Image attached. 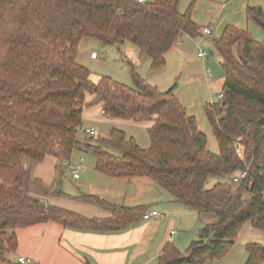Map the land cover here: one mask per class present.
<instances>
[{
	"label": "trees",
	"instance_id": "1",
	"mask_svg": "<svg viewBox=\"0 0 264 264\" xmlns=\"http://www.w3.org/2000/svg\"><path fill=\"white\" fill-rule=\"evenodd\" d=\"M180 3L0 0V264H10L21 228L53 222L110 235L143 220L144 206H116L98 197L97 205L111 212L107 219H88L46 205L39 192L58 193L53 187L46 191L42 181L33 178L32 168L26 167L24 160L32 165L48 157L60 164L71 160L80 148L84 111L98 104L105 117L152 123L147 129L149 149L114 128L107 138L92 135L95 144L86 147L96 159L98 173L150 180L188 211L214 219L201 228L199 240L185 254L168 243L157 264H215L229 256L245 224L264 232V41L234 27L213 41L225 73L224 99L206 105L204 113L218 154L208 150L197 119L177 100L178 85L161 92L135 67L131 68L134 88L109 76L94 82L79 62L82 42L91 37L117 48L133 44L141 59L151 60L150 71H162L166 54L179 38L202 36L193 21L195 0L184 13ZM247 16L264 33V9L249 8ZM241 152L244 159L238 157ZM243 172L246 178L235 184ZM212 176L226 181L209 190L206 185ZM245 249L246 264L264 263L263 245L248 244Z\"/></svg>",
	"mask_w": 264,
	"mask_h": 264
},
{
	"label": "crops",
	"instance_id": "2",
	"mask_svg": "<svg viewBox=\"0 0 264 264\" xmlns=\"http://www.w3.org/2000/svg\"><path fill=\"white\" fill-rule=\"evenodd\" d=\"M252 7L264 9V0H197L193 21L202 30L207 27L212 29V36L205 37L202 35L203 40H208L209 37L212 41L220 39L227 27H234L247 31L256 41L263 42L264 33L247 16L248 9ZM180 40L181 44L175 45L166 54V66L164 69L160 72H150L152 75L153 73L161 74L166 87L162 88L159 85V79L156 80V83L152 80H145L149 85L158 88L161 92L171 89L175 84L178 85L175 92L177 100L187 109L191 117L197 119L198 125L201 123L203 125L205 123L203 117V114H205L204 107L210 103L218 102L219 99L216 101L212 97L218 93L217 97H219L223 88L221 86L218 90V86L216 87V85L212 84L211 70L206 69V64L209 63L210 59L207 58L208 55L204 51L205 49L201 48L200 42L192 40L188 36H182ZM209 50L214 54V56L210 54L212 57L217 56L214 48L208 49V53ZM200 52L206 54V59L199 57ZM93 53L97 54L96 52ZM79 58L80 64L84 66L82 53ZM134 59L137 62L146 61V59L140 58L139 50ZM145 63L148 64V62ZM148 65L150 68L151 60ZM208 71H210V77L207 75ZM140 74L143 75L142 73ZM172 84L174 85L172 86ZM96 106V109H93L94 107L85 109L83 114L84 125L80 132H85L86 129L95 130L96 128L94 127H84L87 121L91 124L95 117H103L106 120L105 122H109V124L119 121L109 117L105 118L103 105L98 104ZM129 122L133 125L137 124L145 130L152 125L149 122ZM95 132L98 134L97 130ZM85 135L89 136L87 133ZM107 136L103 137L106 138ZM89 137V141L81 142L79 139L80 148L77 150L82 151L80 156H83L84 151L86 152L84 148L87 145L95 144L93 137ZM130 137L134 138L138 143L136 137ZM77 150L75 153H77ZM96 163L95 159L92 168L84 171L85 174L83 173L81 179L75 180L73 178L81 183L79 190H73L74 194L63 191L61 193L58 190V194L39 197L42 198L46 205L65 208L88 219H107L111 216L110 211L97 205L94 201L96 197L116 206H127L129 208L144 206L146 214L158 211L164 217L162 219L151 218L150 220H142L139 224L127 228L124 232L111 233L110 235L82 230L77 231L64 228L53 222L21 228L17 231L19 247L15 253L11 254L10 264H18V259L21 257L31 258L33 264H157L164 250L163 248L168 243L173 242L178 248L183 236L191 237L193 231H195L193 242L198 241L200 229L210 223L208 218L192 213L184 206L177 204L171 195L159 189L154 183L150 184L152 183L151 181L107 177L95 170ZM60 165L58 160L48 157V159L33 169V177L42 181L45 190L47 189L46 191L52 187L55 189L57 184H59V189H62L63 180L60 177L57 178ZM64 168L60 170L62 175L65 174ZM190 217L197 218L198 222L192 232H184L185 234L180 232V236L177 238L172 236L176 235L174 231L167 233L169 227L176 225L178 221L182 224L185 220L189 222ZM167 222L169 224L164 227L163 223ZM197 225L200 227L197 228ZM175 239L178 241L176 242ZM248 244H261L264 246V232L256 230L251 223L243 226L229 256L222 261L215 262V264H246L248 254L245 247Z\"/></svg>",
	"mask_w": 264,
	"mask_h": 264
},
{
	"label": "rangeland",
	"instance_id": "3",
	"mask_svg": "<svg viewBox=\"0 0 264 264\" xmlns=\"http://www.w3.org/2000/svg\"><path fill=\"white\" fill-rule=\"evenodd\" d=\"M192 1L193 0H181L179 10H181V12H183V13L186 12L188 7L192 3ZM195 1H196L195 2V7H196L197 0H195ZM195 7L193 8V10H194L193 15L196 11ZM209 38H208V40H203V38L201 36L195 40L197 42H200L201 48L205 49L204 51L208 55L207 58L210 59L209 63L206 64V69L211 70L212 84L214 86L216 85V87L218 86V90H219L221 86H222V88H224L225 73L223 72V69H221L219 56L217 55L215 57H212L208 53V49H211V47L214 48V45H213L214 40L212 41ZM82 43L83 44L81 45L79 57L82 53V58H83L82 62L84 63V67L86 66L89 69V71L92 73L91 79H93V81L97 82L101 78H103L105 76H109L113 80L118 82L119 84L121 83L125 86L134 88L133 81L131 78V72H132L131 68L136 67L135 69L138 72L140 71V73L143 74V75H141L139 73L141 75V77H143L144 79H148L149 81L152 80L155 83H156V80L159 79V81H160L159 85L162 88L166 87V84L163 82L161 74L153 73V75H152L150 73L151 71L149 70V65H148L150 59H146V61H138V62H137V60L134 59L135 55L138 52V48L135 45L128 43L125 46H123V48H117L116 46H113V45H105V44L103 45L102 43L98 42L96 39L91 38V37L84 39V41ZM178 45H180V44H178ZM178 45H176V46H178ZM93 52H96L98 57H100V58L97 60L93 59L92 58V55L94 54ZM145 62H148V64H146ZM158 72H160V71H158ZM222 79H223V81H221ZM173 85L174 84H172V86ZM218 95H219V93L215 94L212 97V99L217 101V99H219L217 97ZM92 107H94L93 109L97 108L96 105L91 106V108ZM201 114H203V112H201ZM203 117H204L205 123L203 125H202V123L199 124L200 125L199 127H200V129H202L201 131L206 135V137L208 139V143H209L208 150L212 153L216 152L214 154H218L219 153L218 143H216L215 136L212 132V129L208 125L205 114H203ZM105 121L106 120H104L103 117L102 118L95 117V119L91 122V124H90V122L85 121L86 125L84 127L85 128H91V127L96 128L95 130L98 131V134L96 137H101V138H104L103 136H107V135L109 136L108 129H111V128H114L118 131H126L129 135V137L134 136V137H136V139H138L139 146H141L143 149H149L150 148L151 145H150L149 136H148L147 130H145L144 128L140 127L137 124L133 125L129 121H125V120L115 121V122L110 123V124H109V122L107 123ZM79 139L81 140V142H84L85 140L89 141L90 137L86 136L85 132H81L79 135ZM84 149L86 150V152L84 151V154H82L83 156H80L82 151L77 150V153H75V155H73L71 160L78 162L80 160V158H83L84 161L86 162L87 169L89 170L92 168V165L95 161V157L93 154H91V152L88 151V147H85ZM107 150H108V152L112 153L113 155L120 156V153L114 149L107 148ZM24 161H26L27 167L32 168V174H33V169L37 165H34V164L32 165L27 160H24ZM61 168L62 169L64 168V166H62V164L58 168L59 173L57 174V178H59V177L62 178L63 188L59 189V184H57L56 188L55 189L53 188V189L56 190V192L59 190V192H61V193L69 192L71 194H74L73 190L74 191L79 190V188L81 187V183H80V181H75L73 179L72 174L70 172H68V170H66L67 168H64L65 174L62 175L60 173V170H62ZM83 173H81L80 177L83 175ZM140 180H142V181L146 180V182L148 181L147 179H140ZM225 181L226 180L223 178L212 176V178L208 179V183L206 185V188L211 190L215 185H217L219 183H224ZM148 182H150V180ZM150 184H153V183H150ZM34 191H35V189H34ZM39 193H41V195L42 194L47 195V193L44 192V190L40 191ZM167 194L171 195L170 193H167ZM179 208H181V207H179ZM184 217H185V215H184ZM213 220H210V223H212ZM168 224H169V222L163 223V226L167 227ZM196 224H198L197 218H193V217L191 218L190 217L189 222H187L185 220L184 223L182 224L178 221V223L176 225L169 227L167 230V233L169 234L171 231H174L175 232L174 234H176L177 236L176 235H172V236H174V238H177L180 236V234H179L180 232H183V234H185L184 232H186V233L192 232V229L195 228ZM199 227L200 226L197 225V228H199ZM194 238H195V231H193L191 237L184 235L183 238L181 239V242H179L180 244H178V249L181 248L180 249L181 252L183 254H185L187 252V250L189 249L188 247L193 242ZM175 241L177 242L178 240L175 239Z\"/></svg>",
	"mask_w": 264,
	"mask_h": 264
},
{
	"label": "built area",
	"instance_id": "4",
	"mask_svg": "<svg viewBox=\"0 0 264 264\" xmlns=\"http://www.w3.org/2000/svg\"><path fill=\"white\" fill-rule=\"evenodd\" d=\"M139 3L141 4H145L147 3L148 0H137ZM202 35L205 37L208 36H212V29L210 27L204 28L202 30ZM181 38L178 39V42L176 45L181 44ZM199 57L202 59H206V54H203L202 52L199 53ZM93 58L95 60L99 59L100 57H98L97 54L93 55ZM208 77L211 76L210 71L207 72ZM219 100H223V94H221L219 97ZM88 135L92 136L95 135L96 132H94V130H90V129H86V131ZM238 157L240 159H244L242 152L238 153ZM62 166H64L65 168H67L68 172H70L72 174V177L75 180L81 179L80 175L81 173H83L84 171L87 170V166H86V162L84 161L83 158H81L77 163L73 162L72 160H64L62 162ZM248 169V167H247ZM247 173L243 172L242 174L236 176V178L234 179V183L235 184H239L244 178H246ZM164 216L162 214H160L158 211H154L151 213L146 214L143 217V220H150L151 218H157V219H162ZM18 264H33V260L31 258H26V257H21L20 259H18Z\"/></svg>",
	"mask_w": 264,
	"mask_h": 264
},
{
	"label": "water",
	"instance_id": "5",
	"mask_svg": "<svg viewBox=\"0 0 264 264\" xmlns=\"http://www.w3.org/2000/svg\"><path fill=\"white\" fill-rule=\"evenodd\" d=\"M209 54H211L212 56H214L213 52L211 50H209Z\"/></svg>",
	"mask_w": 264,
	"mask_h": 264
}]
</instances>
